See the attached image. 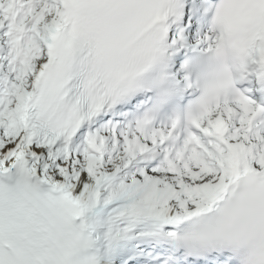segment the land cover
<instances>
[{
    "label": "snow or ice",
    "instance_id": "obj_1",
    "mask_svg": "<svg viewBox=\"0 0 264 264\" xmlns=\"http://www.w3.org/2000/svg\"><path fill=\"white\" fill-rule=\"evenodd\" d=\"M0 264H264V0H0Z\"/></svg>",
    "mask_w": 264,
    "mask_h": 264
}]
</instances>
